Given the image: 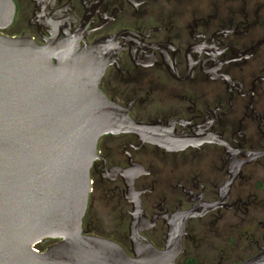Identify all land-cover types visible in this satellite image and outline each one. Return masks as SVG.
Instances as JSON below:
<instances>
[{
	"label": "flooded vegetation",
	"instance_id": "1",
	"mask_svg": "<svg viewBox=\"0 0 264 264\" xmlns=\"http://www.w3.org/2000/svg\"><path fill=\"white\" fill-rule=\"evenodd\" d=\"M11 1L1 37L99 60L100 93L137 125L99 139L81 234L133 258L135 218L161 253L176 224L174 264H264V0ZM105 210L108 236L91 227Z\"/></svg>",
	"mask_w": 264,
	"mask_h": 264
},
{
	"label": "water",
	"instance_id": "2",
	"mask_svg": "<svg viewBox=\"0 0 264 264\" xmlns=\"http://www.w3.org/2000/svg\"><path fill=\"white\" fill-rule=\"evenodd\" d=\"M14 12L11 0H0V29ZM57 41L37 47L0 36V264H174L183 233L176 224L161 253L141 245L135 218L133 258L81 234L99 139L137 125L100 93L87 70L100 61L63 58L70 42ZM46 239L60 243L36 254L32 247Z\"/></svg>",
	"mask_w": 264,
	"mask_h": 264
},
{
	"label": "rangeland",
	"instance_id": "3",
	"mask_svg": "<svg viewBox=\"0 0 264 264\" xmlns=\"http://www.w3.org/2000/svg\"><path fill=\"white\" fill-rule=\"evenodd\" d=\"M91 227L94 228V230H98L103 232L105 235L108 236V234L114 230H118L117 224H115L112 221V215L109 211H104L102 215H97L96 220L94 219L91 223ZM118 229H117V228ZM58 245L55 244L54 241L51 240H42L36 247L35 250H38L41 254H44L48 249Z\"/></svg>",
	"mask_w": 264,
	"mask_h": 264
},
{
	"label": "built area",
	"instance_id": "4",
	"mask_svg": "<svg viewBox=\"0 0 264 264\" xmlns=\"http://www.w3.org/2000/svg\"><path fill=\"white\" fill-rule=\"evenodd\" d=\"M38 244H39V243H38ZM38 244L34 245V246L32 247V250H33L36 254H41L38 250H35V247H36Z\"/></svg>",
	"mask_w": 264,
	"mask_h": 264
},
{
	"label": "bare ground",
	"instance_id": "5",
	"mask_svg": "<svg viewBox=\"0 0 264 264\" xmlns=\"http://www.w3.org/2000/svg\"><path fill=\"white\" fill-rule=\"evenodd\" d=\"M166 252V251H165ZM38 255H41V254H38Z\"/></svg>",
	"mask_w": 264,
	"mask_h": 264
}]
</instances>
